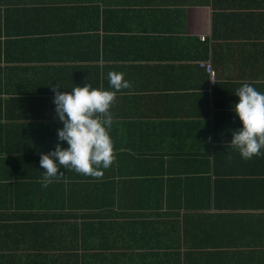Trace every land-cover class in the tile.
I'll list each match as a JSON object with an SVG mask.
<instances>
[{
    "label": "crops",
    "instance_id": "obj_1",
    "mask_svg": "<svg viewBox=\"0 0 264 264\" xmlns=\"http://www.w3.org/2000/svg\"><path fill=\"white\" fill-rule=\"evenodd\" d=\"M37 1L55 13L34 16L28 28L8 17L12 34L0 37V129L52 122L54 85L61 92L86 83L114 92L109 133L135 149L121 155L120 164L130 174L161 176L149 180L145 190L152 194L143 192L141 199L145 220L159 213L151 225L159 236L145 239L143 248L122 250L129 259L118 260L101 244L80 248L68 228L47 231L52 243L30 244L25 238L36 231L1 230L8 243H0V264H264V154L243 159L228 143L240 127L231 110L236 89L247 83L264 92V0ZM92 2L98 8L86 19L92 20L88 30L59 33L69 24L62 8ZM28 29L36 35L28 36ZM207 63L214 85L201 67ZM109 73L122 74L128 87L113 89ZM176 177L182 194L161 205V187L154 184ZM207 191L208 199L193 197ZM48 221L55 219L35 222ZM169 240L172 250L159 247Z\"/></svg>",
    "mask_w": 264,
    "mask_h": 264
},
{
    "label": "trees",
    "instance_id": "obj_2",
    "mask_svg": "<svg viewBox=\"0 0 264 264\" xmlns=\"http://www.w3.org/2000/svg\"><path fill=\"white\" fill-rule=\"evenodd\" d=\"M20 3L16 4L12 0H0V8L2 5H6L4 11L6 24L4 26L2 25L3 13L0 9V37L4 35L9 38L12 34L9 29L8 17L9 21L12 19L16 23H22L24 20L25 27L28 28L33 24L34 16L41 20L42 17L55 13L53 10L47 9V5L41 1L25 0ZM94 3L79 5L75 10L62 8L66 23L69 24L62 27L59 33L74 35L77 32L82 34L84 30H88L86 25L92 20L86 22V19L90 15L94 16L98 8V5ZM26 34L34 36L36 32L33 29H28ZM34 41L32 39L27 42L26 50L33 47ZM69 70L76 71L77 69ZM54 117L55 114L51 118L52 122L48 125L46 122H42V119L40 126L26 123L25 126L19 127L9 123L4 126L6 129H0V221L4 223L3 227L0 226V233L1 230L2 232L16 233L18 230L31 229L36 232L33 237L25 238L29 240L28 244L34 241L52 243L53 235L52 233L51 235L46 234L47 231L58 229L59 234H62L64 232L62 230L68 228L73 231L76 245L80 244V248L89 250L96 247L95 245L101 244V247L111 252L110 256L116 257L118 260H124L126 257L129 259V255L123 251L129 248H143L146 246L145 239L159 236L157 229L151 226L153 219L158 217L159 213L158 211L154 212L150 218L147 213L149 220L147 218L146 221L144 219L146 206L141 199L143 192L152 194L151 190H145L146 187L152 185L149 180L155 177L161 178V176L126 172L125 166L120 164V159H124L121 158V155L130 156L135 149H131L130 144L114 141V137L112 138L109 133L113 145V159L108 168L101 169L99 175L92 176L78 174L72 169L61 167L58 169V174L61 175L53 179L47 187H42L41 172L45 170L40 168V155L55 149L58 143L57 130L63 127ZM60 143L62 147H67L66 143ZM141 156L144 154L134 158L135 163L140 161ZM194 176L196 175L192 174L191 178ZM180 178L176 177L169 182L161 181L154 184V187H161L159 190L161 198L155 195L161 205L163 201L170 202L173 195L182 194L176 190V188H180L181 184H175ZM135 187L139 189H133ZM210 192L196 193L193 194V197L197 200L208 199ZM167 193H170L169 200H167ZM194 198L190 197L189 199L194 200ZM150 200L151 198L147 202L149 203ZM160 209L159 207L158 210ZM182 209L187 210L192 207L184 206ZM142 210L144 213L141 212ZM51 218L55 221H48V225L35 222L38 219ZM60 219H71L75 222L71 227H67L58 221ZM88 219L92 220L86 221ZM13 221L18 225H6ZM21 221H25L27 225H19ZM126 231L129 236L125 233ZM5 241L7 242L6 238L0 237L1 244ZM158 243L160 248L163 246L164 249L172 250L171 240H169V244H163L161 241ZM139 260L140 258L137 259V261ZM148 260L147 257H144L145 262Z\"/></svg>",
    "mask_w": 264,
    "mask_h": 264
},
{
    "label": "clouds",
    "instance_id": "obj_3",
    "mask_svg": "<svg viewBox=\"0 0 264 264\" xmlns=\"http://www.w3.org/2000/svg\"><path fill=\"white\" fill-rule=\"evenodd\" d=\"M109 84L113 89L128 87L122 74L109 73ZM53 86L55 119L63 127L57 130L58 143L55 149L41 154L39 159L42 187H47L61 167L72 169L78 174L96 176L101 169L110 166L113 145L109 135L112 115L109 111L114 101V92L84 84L73 86L70 91H59ZM238 98L231 110L240 127L231 131L228 142L243 159L264 154V92L245 83L234 92ZM60 142L67 144L62 147Z\"/></svg>",
    "mask_w": 264,
    "mask_h": 264
},
{
    "label": "built area",
    "instance_id": "obj_4",
    "mask_svg": "<svg viewBox=\"0 0 264 264\" xmlns=\"http://www.w3.org/2000/svg\"><path fill=\"white\" fill-rule=\"evenodd\" d=\"M205 37H201V40L204 41ZM201 67L206 71L209 75L211 85L216 83V74L215 71L211 68L210 64H201Z\"/></svg>",
    "mask_w": 264,
    "mask_h": 264
}]
</instances>
